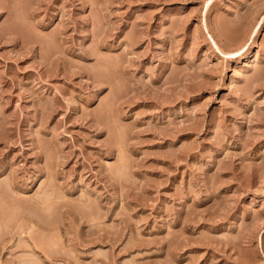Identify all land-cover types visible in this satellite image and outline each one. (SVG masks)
Wrapping results in <instances>:
<instances>
[{"label":"rangeland","instance_id":"rangeland-1","mask_svg":"<svg viewBox=\"0 0 264 264\" xmlns=\"http://www.w3.org/2000/svg\"><path fill=\"white\" fill-rule=\"evenodd\" d=\"M0 264H264V0H0Z\"/></svg>","mask_w":264,"mask_h":264}]
</instances>
